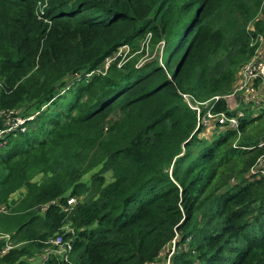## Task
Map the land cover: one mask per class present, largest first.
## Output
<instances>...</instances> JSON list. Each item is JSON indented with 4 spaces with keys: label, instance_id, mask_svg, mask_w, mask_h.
Wrapping results in <instances>:
<instances>
[{
    "label": "trees",
    "instance_id": "16d2710c",
    "mask_svg": "<svg viewBox=\"0 0 264 264\" xmlns=\"http://www.w3.org/2000/svg\"><path fill=\"white\" fill-rule=\"evenodd\" d=\"M148 33L161 64L86 76ZM259 43L264 0H0V109L39 111L0 148V264H153L176 235L170 264H264V110L203 138L183 97L232 114ZM58 235L66 259L40 263Z\"/></svg>",
    "mask_w": 264,
    "mask_h": 264
},
{
    "label": "built area",
    "instance_id": "2783aa9c",
    "mask_svg": "<svg viewBox=\"0 0 264 264\" xmlns=\"http://www.w3.org/2000/svg\"><path fill=\"white\" fill-rule=\"evenodd\" d=\"M149 38L150 34L148 33L146 38L143 40L140 49L130 53V48L128 45H122L109 57H106L104 61L94 70L86 74L87 77L91 75H103L106 73L111 63L116 62L117 67H120L126 60L132 57L135 53L144 51L141 58L137 62L136 66L142 65L144 62L157 57L159 63L161 64V57L163 53L164 41H160L154 48L153 51H150L149 47ZM75 77H78L77 75ZM238 92V98L234 99L233 96L235 92ZM186 99L187 104L191 109L196 112L197 117V127L200 126L208 130L209 124H227L228 127L237 129L238 120L242 117L243 112L240 110V105L243 104H252L254 106L264 105V54L261 52V46L255 50V53L246 60L239 68L238 77L236 82V89L231 94L224 95L223 98L226 101V106L228 111H233L232 114L227 115L224 112H213L210 109L202 111V105L207 102L199 103L192 99L188 94L183 95ZM215 99H218L219 96H215ZM231 99V100H230ZM39 111L28 115L23 116L18 114L16 109H0V148H5L8 143L9 135H15L17 132L23 133L27 130L28 121L32 120ZM258 147L264 146V138L257 143ZM264 150L257 158L255 164L249 169L250 173H254L260 169L261 173L264 174ZM76 198L69 196L66 199L67 206H64V210H67V207H71L76 203ZM46 206V205H45ZM45 206L41 210L45 209ZM0 210L3 211L4 207H0ZM67 230V229H66ZM68 231V230H67ZM176 238L171 241V244L164 249L171 247V253H174L176 246ZM47 244L53 245L57 248L61 244H64L65 247L63 250L58 247L56 250L50 249L51 246H47L42 253V259H47L50 254H56L63 259H66L67 250L70 248L69 243H63L61 236H56L47 241ZM10 248L9 245H6V249ZM164 251V250H163ZM161 255V254H160ZM153 264H157L154 262ZM167 264H170V258L167 259Z\"/></svg>",
    "mask_w": 264,
    "mask_h": 264
},
{
    "label": "rangeland",
    "instance_id": "374dc122",
    "mask_svg": "<svg viewBox=\"0 0 264 264\" xmlns=\"http://www.w3.org/2000/svg\"><path fill=\"white\" fill-rule=\"evenodd\" d=\"M169 52H170V50L167 48L165 51H164V53H163V60L165 61L166 59H167V57H168V54H169ZM174 63V60H173V62H172V64ZM235 89H236V84L235 85H233L232 86V89L230 90L231 92H230V94L232 93V92H234L235 91ZM238 92L239 91H237V92H235V94H234V96H233V98L234 99H237L239 96H238ZM231 100V99H230ZM240 110L243 112V115L244 116H246V117H249V115L250 116H255V115H257V114H261V112L264 110V107H261V109H258V108H256V106H254V105H249V104H243L242 105V107L240 108ZM32 124V123H31ZM30 124V125H31ZM33 125V124H32ZM264 125V116L263 117H261V118H259V119H257V120H255V122L254 123H252L250 126H248L246 129H245V132L246 133H250V134H253L254 133V130L255 129H257V128H259V127H262ZM257 127V128H256ZM213 129V123L212 124H209V126H208V132H204L203 133V130H202V132L199 134V137H203V138H210V136L212 135V134H214L213 133V131L212 130H210V129ZM242 134L239 132V133H237V138H239V136H241ZM213 136V135H212ZM237 138L234 140V143H233V145H235V143L237 142ZM90 178H91V173H86L84 176H83V181H87L88 182V180H90ZM110 179H111V175H110V173H107L106 174V182H109L110 181ZM20 192L19 193H17L16 195H14V197L13 198H17V197H19L20 196ZM65 229H67L68 231H70V229H69V227H65ZM66 230V231H67ZM58 247H60L61 249L60 250H63L64 249V247H65V245L64 244H61L60 246H57V248ZM183 247H185V246H181V247H176L175 248V251H174V253H171L170 254V252H171V247H169L167 250L166 249H164V251L161 253V255L157 258V260H156V262H157V264H167V259H168V257L170 258V260L172 259V256L176 253V252H178V251H180ZM56 247H50V249H54V250H56L57 249ZM180 248V249H179ZM41 258H43L42 257V255H40L39 256V258L37 259V260H39L40 261V263H42V261H41Z\"/></svg>",
    "mask_w": 264,
    "mask_h": 264
},
{
    "label": "crops",
    "instance_id": "0c3cea01",
    "mask_svg": "<svg viewBox=\"0 0 264 264\" xmlns=\"http://www.w3.org/2000/svg\"><path fill=\"white\" fill-rule=\"evenodd\" d=\"M261 52H262V54H264V47L263 46H261Z\"/></svg>",
    "mask_w": 264,
    "mask_h": 264
}]
</instances>
